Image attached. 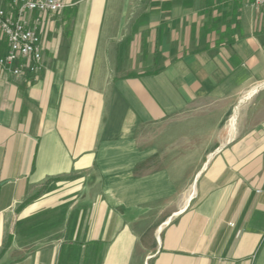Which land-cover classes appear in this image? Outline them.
Listing matches in <instances>:
<instances>
[{
  "label": "crops",
  "instance_id": "0c3cea01",
  "mask_svg": "<svg viewBox=\"0 0 264 264\" xmlns=\"http://www.w3.org/2000/svg\"><path fill=\"white\" fill-rule=\"evenodd\" d=\"M63 1L0 68V264H264V8Z\"/></svg>",
  "mask_w": 264,
  "mask_h": 264
},
{
  "label": "built area",
  "instance_id": "2783aa9c",
  "mask_svg": "<svg viewBox=\"0 0 264 264\" xmlns=\"http://www.w3.org/2000/svg\"><path fill=\"white\" fill-rule=\"evenodd\" d=\"M8 8L0 6V39L6 52L0 56V68L15 78L36 75L41 69L39 27L46 14L61 12L63 0H7ZM248 1V0H247ZM255 8H264V0H249Z\"/></svg>",
  "mask_w": 264,
  "mask_h": 264
},
{
  "label": "bare ground",
  "instance_id": "6f19581e",
  "mask_svg": "<svg viewBox=\"0 0 264 264\" xmlns=\"http://www.w3.org/2000/svg\"><path fill=\"white\" fill-rule=\"evenodd\" d=\"M236 112H237V110L235 111V114H234V116H233V118H232V120H231V125H230V127H231V131L233 132L234 131V125H235V119H236ZM230 129V128H229ZM230 131V130H229ZM230 134H232V133H230ZM232 136H233V134H232ZM231 137V136H230Z\"/></svg>",
  "mask_w": 264,
  "mask_h": 264
},
{
  "label": "rangeland",
  "instance_id": "374dc122",
  "mask_svg": "<svg viewBox=\"0 0 264 264\" xmlns=\"http://www.w3.org/2000/svg\"><path fill=\"white\" fill-rule=\"evenodd\" d=\"M236 121V120H235Z\"/></svg>",
  "mask_w": 264,
  "mask_h": 264
}]
</instances>
